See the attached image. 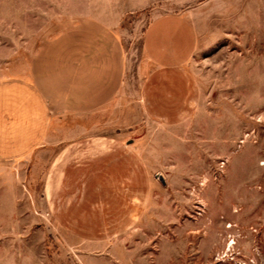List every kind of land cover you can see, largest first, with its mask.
I'll use <instances>...</instances> for the list:
<instances>
[{
    "label": "rangeland",
    "instance_id": "1",
    "mask_svg": "<svg viewBox=\"0 0 264 264\" xmlns=\"http://www.w3.org/2000/svg\"><path fill=\"white\" fill-rule=\"evenodd\" d=\"M167 12L196 30V106L176 126L137 105L143 31ZM89 15L115 23L132 124L74 121L36 94L42 47ZM83 127L124 134L117 170L115 156L104 170L98 155H70L99 146L70 136ZM135 142L150 177L116 183ZM0 264H264V0H0Z\"/></svg>",
    "mask_w": 264,
    "mask_h": 264
},
{
    "label": "crops",
    "instance_id": "2",
    "mask_svg": "<svg viewBox=\"0 0 264 264\" xmlns=\"http://www.w3.org/2000/svg\"><path fill=\"white\" fill-rule=\"evenodd\" d=\"M101 9L108 11L107 5ZM83 17L76 23H70L66 30L42 47L37 56L38 65L31 73L36 94L41 97L43 107H54L70 115L74 121L82 119L88 124L93 121L103 126L132 124L137 118L133 120L130 113L122 111L126 62L122 43L113 28L115 23L110 24L90 15ZM64 41H70L66 49L61 44ZM195 47L196 30L184 14L161 13L147 23L142 35V49L150 69L140 83L137 105L151 122L176 126L190 118L196 106L195 88L185 66ZM74 132L77 134L73 138L98 139L99 146L93 148L94 152H91L90 146H70V155H98V162L105 164L104 170L107 156H115L114 166L122 162L118 159V151L122 148L116 143L123 139L121 131L92 135L83 127L70 130V136ZM131 132L134 131L131 129ZM138 143L130 145L136 162L119 169L116 183L118 178H122L123 171L131 175L138 168H142L149 179L152 168L146 161L138 159L142 154ZM86 159L91 161L90 157ZM90 161L87 163L91 164ZM114 168L117 170L116 166ZM120 182L123 185L122 180ZM100 183V187L107 185L106 181Z\"/></svg>",
    "mask_w": 264,
    "mask_h": 264
}]
</instances>
